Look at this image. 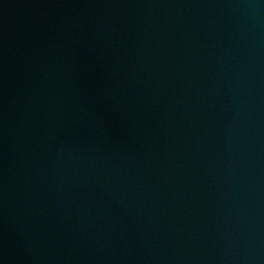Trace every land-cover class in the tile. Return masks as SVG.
<instances>
[{"label": "water", "instance_id": "1", "mask_svg": "<svg viewBox=\"0 0 264 264\" xmlns=\"http://www.w3.org/2000/svg\"><path fill=\"white\" fill-rule=\"evenodd\" d=\"M0 264H264V0H0Z\"/></svg>", "mask_w": 264, "mask_h": 264}]
</instances>
